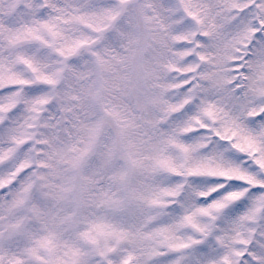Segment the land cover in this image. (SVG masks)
I'll list each match as a JSON object with an SVG mask.
<instances>
[{
	"label": "snow or ice",
	"instance_id": "obj_1",
	"mask_svg": "<svg viewBox=\"0 0 264 264\" xmlns=\"http://www.w3.org/2000/svg\"><path fill=\"white\" fill-rule=\"evenodd\" d=\"M0 264H264V0H0Z\"/></svg>",
	"mask_w": 264,
	"mask_h": 264
}]
</instances>
